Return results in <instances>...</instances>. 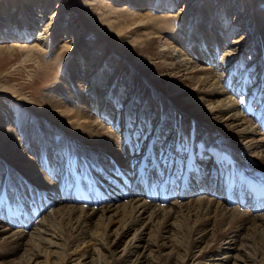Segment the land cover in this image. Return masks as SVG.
<instances>
[{"label": "bare ground", "instance_id": "1", "mask_svg": "<svg viewBox=\"0 0 264 264\" xmlns=\"http://www.w3.org/2000/svg\"><path fill=\"white\" fill-rule=\"evenodd\" d=\"M244 2L82 0L85 45L68 0H0V61L66 64L29 101L40 143L0 113V176L50 195L23 213L1 191L0 264H264V184L246 177L264 176V10ZM63 131L86 149L55 146L58 167Z\"/></svg>", "mask_w": 264, "mask_h": 264}, {"label": "rangeland", "instance_id": "2", "mask_svg": "<svg viewBox=\"0 0 264 264\" xmlns=\"http://www.w3.org/2000/svg\"><path fill=\"white\" fill-rule=\"evenodd\" d=\"M81 1L82 0H68V3L66 5V7L64 8L63 13L65 16L64 17L65 19H68L71 16L72 17L74 16L77 19H79L78 21H79L80 25H82V28L85 30V33H86V37H85L86 40H85L84 44L87 45L89 43L88 39H91L94 35V29L92 28V26L90 24L92 22V20L90 18H88V16H90V15H88V13L93 14L95 16H97V15L99 16V14H96L92 10V8H93L92 6L89 7L91 12L89 10H87L86 7L81 6ZM253 1L254 0H246V2L243 3V5L245 6L246 3L250 4V2H251V8L253 5V8L264 10V0H256L255 3ZM52 10H55V9H52ZM52 10H48V12L45 13V16L46 15L50 16L52 14ZM61 16H63V14ZM45 20L48 21V19H45ZM174 23H175V21H174ZM174 23L172 24L173 28L175 27ZM176 33H178V32H176ZM104 41H106V40H104ZM122 42H123L122 39H116V37H115L114 40H111V42L110 41L107 42V44L109 43L108 45L111 46L113 49L117 50L118 53L125 54V56H128V54H129L128 52L124 53L122 50H120L119 46H121ZM64 64H65V61L63 60L61 65H64ZM61 65H59L58 62H55L51 52H47L46 54L39 55V57L34 62L31 59L27 60V54H25L23 52H18V54L16 55L15 58L14 57L13 58H7L4 61H0V113H4V110H6V112H8L7 115L9 114L8 116L11 119L10 120L11 124L13 126H15L17 129L24 127L23 128L24 130L22 129L23 130L22 132L24 134H26L29 127L34 128V129H31L30 131L37 130V133L41 132L39 134L41 136H40V138H38V143H40L42 140V137L48 133V130L50 132L52 129H47L44 125L37 126V122H41V116L35 112L34 107L31 104H29V101L33 100V101L39 102L38 100L41 99V96L43 95V93H45L46 91L51 89V86L54 84V82L57 80V78L61 75V73H60L61 70L59 68ZM65 66H66V64H65ZM4 85L15 87V89L17 90V93H11L10 92L8 94L7 90L4 89ZM13 96H16V97H13ZM34 106H36V105H34ZM30 124H31V126H29ZM46 131H47V133H46ZM96 135L97 134H95V136ZM49 136H48V140H49L48 143L49 144H46L45 146L48 149L54 150V154H55L54 159H55V163L58 161L57 162L58 167H61L60 166L61 162H60V159L58 157L59 154L54 149L55 146L58 147L60 150H65L66 148L72 149L74 146V142H75L76 143L75 146L80 145L83 150L86 149L85 147H83L80 144L81 136H79V137L76 136V137H74V139H72V138L70 139L68 137L69 134H66L64 131H63V134L59 138L58 137H52L51 138ZM96 137H98V136H96ZM85 159H87V157H85ZM58 170H59V168H58ZM11 171H8L9 173H4V174L1 173L2 175L0 176L1 177L0 185L1 184L2 185L0 186V189H1L0 195L3 192L2 190L7 188L8 198L11 197V198H9L11 201V204L15 203V205L13 204V206L19 207L20 211H22L23 213L25 211L23 206H25V205H28V209L30 211L34 210V208H32L33 205L36 204V201H34V200H38L42 204L45 203L46 198H48L50 195H43L41 198L40 194L38 193V189L36 187V186H38L37 184H34L35 186H33V188H32V191H33V195H32L31 193H29L30 189L27 187V184L25 182H23L24 183L23 184L22 182L18 181V180L23 181L25 178L23 179L22 177H15L17 175V173L13 172V170H11ZM60 171H61V168L57 172V176H58V174H60ZM94 173H96V172H94ZM5 176H8V178H10V183L12 182V185L9 187H6L3 183L5 181V179L7 178V177L5 178ZM13 177H15V178H13ZM60 178L61 177L58 176L57 180H55V182H54L55 186H56V184H58V186H60ZM91 178H92V176H91ZM13 182L15 184H13ZM142 187H140V188H142ZM42 190L43 189H41V191ZM43 191H48V190H43ZM5 193H6V190L3 192V194H5ZM34 193H35V195H34ZM50 193H51V191H48L46 194H50ZM33 196H37V197L34 199V198H32ZM9 218H11V219H9ZM9 218H7V217L4 218V215H3V218H1V219H3V220L7 219L9 221L12 220V217H9ZM14 218L15 217H13V220H15ZM27 223L29 224V222H27ZM27 223H25V224H27ZM27 225H25V226H27Z\"/></svg>", "mask_w": 264, "mask_h": 264}]
</instances>
